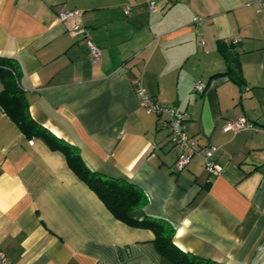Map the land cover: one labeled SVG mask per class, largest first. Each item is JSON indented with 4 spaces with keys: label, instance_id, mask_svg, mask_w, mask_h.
<instances>
[{
    "label": "crops",
    "instance_id": "obj_1",
    "mask_svg": "<svg viewBox=\"0 0 264 264\" xmlns=\"http://www.w3.org/2000/svg\"><path fill=\"white\" fill-rule=\"evenodd\" d=\"M148 1L0 0V54L19 60L34 120L77 145L90 170L145 192L132 218L168 221L173 242L202 258L264 264V0H154V10ZM63 9L79 13L59 20ZM86 38L101 50L95 62ZM222 50L240 64L241 84L212 77L228 67ZM134 78L185 112L197 144L218 146L217 174L196 155L174 170L167 114L145 112ZM238 116L253 126L224 131ZM153 240L0 107V253L9 264H172Z\"/></svg>",
    "mask_w": 264,
    "mask_h": 264
},
{
    "label": "trees",
    "instance_id": "obj_2",
    "mask_svg": "<svg viewBox=\"0 0 264 264\" xmlns=\"http://www.w3.org/2000/svg\"><path fill=\"white\" fill-rule=\"evenodd\" d=\"M222 54L228 67L225 72L212 75H227L233 81L241 84L242 73L240 64H230L232 55ZM22 66L15 56L0 54V107L16 124L28 139H40L50 149L61 151L68 166L84 181L88 187L102 200L104 205L117 219L130 226L148 228L154 233V245L158 253L172 264H229L212 259L202 258L192 252L180 249L174 242L175 228L166 220L158 217L144 216L134 219L130 213L144 207L148 201L145 192L137 185L123 178L111 177L90 170L80 156L77 145L71 144L56 136L32 118L29 112V102L24 90L20 87Z\"/></svg>",
    "mask_w": 264,
    "mask_h": 264
},
{
    "label": "built area",
    "instance_id": "obj_3",
    "mask_svg": "<svg viewBox=\"0 0 264 264\" xmlns=\"http://www.w3.org/2000/svg\"><path fill=\"white\" fill-rule=\"evenodd\" d=\"M148 7L151 10L155 9V1L149 0ZM129 11V6H126L124 12ZM78 10H60L57 14L59 20H65L69 17L77 15ZM79 26L74 25L73 28L77 29ZM85 44L92 61H97L101 57L100 48L90 39H85ZM132 85L139 105L144 108L147 113H154L157 115L167 114V127L169 129V140L177 150V157L173 162L175 171L185 169L193 156H200L203 159L204 168L206 171L215 175L220 170L219 164L216 162L214 156L218 152V146L214 144L199 145L197 142L189 137L187 133V123L185 112L178 109L174 105L158 103L155 98L146 90L140 78L132 79ZM204 85L201 80L194 83V90L202 92ZM245 90L247 87L244 88ZM252 123L246 120L243 116H238L232 120L227 121L223 125L224 131L237 132L242 129L252 127ZM0 264H9L7 257L4 253H0Z\"/></svg>",
    "mask_w": 264,
    "mask_h": 264
}]
</instances>
